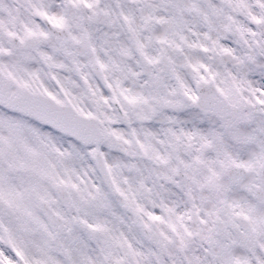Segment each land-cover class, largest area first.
Returning a JSON list of instances; mask_svg holds the SVG:
<instances>
[{"label": "snow or ice", "instance_id": "6c2138e0", "mask_svg": "<svg viewBox=\"0 0 264 264\" xmlns=\"http://www.w3.org/2000/svg\"><path fill=\"white\" fill-rule=\"evenodd\" d=\"M0 264H264V0H0Z\"/></svg>", "mask_w": 264, "mask_h": 264}]
</instances>
